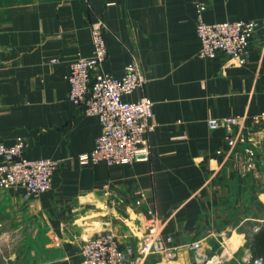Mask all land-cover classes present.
Instances as JSON below:
<instances>
[{"label": "crops", "instance_id": "crops-1", "mask_svg": "<svg viewBox=\"0 0 264 264\" xmlns=\"http://www.w3.org/2000/svg\"><path fill=\"white\" fill-rule=\"evenodd\" d=\"M205 1L207 22L262 21L248 62L198 55L195 0H0V142L22 139L28 158L60 161L40 196L0 188V253L16 247L0 264H80L82 244L103 229L136 245L149 208L175 243L201 240L220 264L260 257L253 243L264 227V119L252 118L264 114V0ZM98 18L108 27L103 70L121 77L137 58L148 78L124 96L154 101L148 160L80 158L95 148L102 123L69 99V75L78 55H92ZM228 116L245 117L256 148L250 169L241 148L229 152L225 129L209 127ZM141 193L147 199L138 203ZM147 264L202 263L183 247L174 260L155 254Z\"/></svg>", "mask_w": 264, "mask_h": 264}, {"label": "built area", "instance_id": "built-area-1", "mask_svg": "<svg viewBox=\"0 0 264 264\" xmlns=\"http://www.w3.org/2000/svg\"><path fill=\"white\" fill-rule=\"evenodd\" d=\"M197 6L196 28L201 40L198 55L211 58L225 55L239 64L249 60L253 40L262 26L257 19H226L220 22H207L203 12L208 3L195 0ZM105 20L98 18L91 23L93 53L90 56L78 55L71 62L69 75V99L83 106L87 115H97L102 123V133L95 148L80 156L83 162L93 164L101 161L108 164H132L148 160L151 149L146 134L157 125L154 119V101L142 94L136 100L124 96L142 90L148 82L140 62L133 58L121 77L103 70L108 56ZM54 61H57L55 59ZM263 115L253 116V123L259 125ZM245 117L228 116L209 119L211 129H225V140L229 152L241 148L247 167L254 166L256 148L244 130ZM24 141L19 139L13 145L0 142V188L22 187L27 196H40L52 186V176L59 168L60 161L52 158H28L24 154ZM106 189L108 184L104 185ZM147 199L141 193L138 203ZM166 221L152 208H149L143 223V235L136 245L122 243L118 236L103 229L85 240L80 249V264H147L151 255L160 254L165 259L174 260L183 247L194 250L198 262L220 264L218 255L209 256L201 240L187 244H177L171 235L164 233ZM252 264H264L263 257L251 254Z\"/></svg>", "mask_w": 264, "mask_h": 264}, {"label": "trees", "instance_id": "trees-1", "mask_svg": "<svg viewBox=\"0 0 264 264\" xmlns=\"http://www.w3.org/2000/svg\"><path fill=\"white\" fill-rule=\"evenodd\" d=\"M254 255H264V227L256 234L253 243Z\"/></svg>", "mask_w": 264, "mask_h": 264}, {"label": "rangeland", "instance_id": "rangeland-1", "mask_svg": "<svg viewBox=\"0 0 264 264\" xmlns=\"http://www.w3.org/2000/svg\"><path fill=\"white\" fill-rule=\"evenodd\" d=\"M15 246H12L11 247H7V246H4V248H2V253H0V261L2 260H5L3 257H7L10 253V251H14L15 250Z\"/></svg>", "mask_w": 264, "mask_h": 264}]
</instances>
